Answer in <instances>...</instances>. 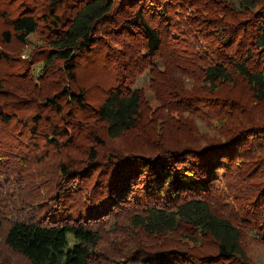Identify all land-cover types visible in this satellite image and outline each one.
Returning a JSON list of instances; mask_svg holds the SVG:
<instances>
[{"label":"trees","instance_id":"trees-1","mask_svg":"<svg viewBox=\"0 0 264 264\" xmlns=\"http://www.w3.org/2000/svg\"><path fill=\"white\" fill-rule=\"evenodd\" d=\"M168 1L0 0V66L10 63L3 44L25 43L39 32L44 45L36 51L40 58L32 54L31 61L38 58L43 75L37 82L26 70L8 75L29 96L40 88L54 90L38 98L43 114L37 109L21 118L7 111L16 95L14 86L6 82L11 77L0 78V134L5 135L0 137L4 141L0 166H10L7 161L13 159L11 147L16 145L26 152L24 163L36 164L44 158L37 151L55 147L59 158L47 175L59 184H70L73 196L61 208L54 195L51 205L45 200L28 218L7 227L4 244L30 264H259L246 248L248 242L264 246V0H221L215 9L207 5L209 0L193 2L207 14L201 15L204 29H194L198 39L191 44L196 63L188 77L195 86L186 92L182 85L177 92L173 87L168 102L175 104L174 111L209 127L197 131L202 126L193 121L169 120L181 129L199 132L196 141L160 145L154 154L146 153L150 149L131 155L108 151L102 158L97 151L137 127L144 98L140 90L131 88L134 71L125 67L121 52H99L96 65L113 83L103 89L94 82L93 87L101 88L100 95L92 91L98 100L95 105L88 96L92 86L77 82L79 66L101 44L99 26L107 19L117 22L124 17L127 5L132 10L139 4L145 10L138 7L121 26L129 33L138 29L145 59L157 57L166 38L150 21L168 20ZM215 12L226 18L233 14L238 25L222 20L213 27L208 16ZM163 66L164 75L166 63ZM238 84L245 90L235 93L232 88ZM186 93L191 97H184ZM44 112L46 128L40 129ZM81 114L98 121L102 132L83 122ZM13 118L17 135L4 129ZM81 132L91 145L77 159L67 147L75 145L74 136ZM43 150L41 154L49 153ZM9 175L0 178L3 193ZM208 243L212 252L202 253Z\"/></svg>","mask_w":264,"mask_h":264},{"label":"rangeland","instance_id":"rangeland-1","mask_svg":"<svg viewBox=\"0 0 264 264\" xmlns=\"http://www.w3.org/2000/svg\"><path fill=\"white\" fill-rule=\"evenodd\" d=\"M37 1L40 3L44 0ZM195 1L201 2L202 0H192V2H187L189 4L185 3V0H169L166 3L168 9L166 17H168V20L165 18H158L150 21L155 27L157 26L159 33L162 34V36L164 34L166 38L163 49H161L157 57L151 58V60L144 58V45L136 37L138 29L136 28L134 33H129L121 26V23L123 24L126 20L133 17V14L135 10H138V7L141 10H145V8H142L139 4H136L132 10H130V6L127 5V12H124V17L117 20V22H114L113 19H107V21L97 29V35L102 42L100 45L98 44L93 47V49L96 48V53L93 52V57L87 56L83 58L82 65L79 66L77 82L92 86L89 88L88 96L90 97L92 104L95 105V103H98L97 96L95 95H100L101 88L96 89L93 87L94 82L102 84L101 87L104 89L109 87V85L113 83V80L110 81L106 78L107 73L103 72L104 70H102V66L99 67V65H96V62H99L101 59L100 54L108 51L121 52L124 55V59L126 56L125 67L134 71L129 79L131 82L130 86L132 89L140 90L145 103V108H142V114L136 124L137 127L124 133L118 138L110 139L105 145L97 147L100 157L103 158V155L108 151H111L109 154L112 152H121L122 154L131 155L130 153L139 154V152L150 149L146 153L154 154L160 145L163 147H175L196 141L200 134L199 132L198 134L196 133V135L191 132L192 129L190 131L186 129L187 127L181 129L179 125L176 126L169 121L171 118H173V120L175 119V122L179 121L187 124L193 121V125L199 127L202 126L200 129L196 127L195 130L197 131L200 130L205 132L206 129L208 130L209 127L207 125H202V123L197 119L195 120L193 116L186 114L185 112L178 113L177 111H174L172 108L175 104H170L168 102V90L173 89V87L176 88L173 89L174 91L181 90L178 86L182 85L185 89L184 92H186L187 89H191L195 86L194 79L188 77V70L191 67H194L196 63L195 61L193 62L195 57L192 58L196 51L191 53V50L194 49L191 47V44L193 43L194 38L198 39V36H195L194 34V29L196 27L199 30L204 29V22L201 20V15L203 14L204 17H207L203 8L196 7L193 3ZM220 1L221 0H209L207 5H210L215 9L214 7L222 4ZM241 14L244 16L246 15L242 12ZM232 16L231 18H226L215 12L213 14L209 13L208 19H213V27L217 26L222 20H227L231 25H238L239 21L237 20L236 23H234L235 21L232 19ZM240 17L243 16L240 15ZM234 18L236 19L237 17L234 16ZM209 23L210 22L207 21V24ZM108 27L114 28L111 32L107 31L112 35L106 34L107 32L105 29ZM41 37L42 35L39 32H35V34H31L26 38L25 43L19 44L12 41L2 45L10 63L0 66V70L4 68L2 72L0 71V78L3 80L11 77V79H8L6 82H9L14 86L11 87V90L16 94L11 105L7 109L8 114L10 111H14L17 114V117L23 118L31 114L33 110L37 109H40L43 114V105H39V102L42 100L39 99L54 91L51 88H49V90L40 88L35 95L29 96L26 90L23 91L18 85H16V83H18L16 82L17 79L8 75L13 74L9 72L22 73L23 70H26V72L30 73L32 82L38 81L43 75L42 65L40 64L41 62L37 60L40 56L36 55V51L44 45V41H42ZM179 45H181V47L177 51H174V47H179ZM181 49L185 51H182ZM186 51L190 52L185 53ZM32 54L38 57L33 62L31 61L33 60ZM171 60L176 61V63L174 64V61L172 62ZM165 63L167 70L163 75L165 69L163 65ZM111 69L109 74L112 73ZM117 69L119 68L116 67L115 70ZM156 76L160 77L158 81H154ZM105 78L109 80V82L106 81ZM159 82L160 84L157 87L156 83ZM3 85L8 87L5 83H3ZM232 90H234L235 93H238L241 90H245V87L244 85L242 87L238 84L235 88H232ZM92 91L96 92L95 95L92 94ZM187 96L191 97L189 93H186L184 97ZM205 96L206 95H203V97ZM221 97L223 96L221 95ZM202 100H204V98H202ZM198 104L200 103L198 102ZM200 108L203 110L202 107ZM156 109H158V111ZM215 112H212L213 116L215 115ZM46 115V113L43 115V119H41L38 124L40 129L46 128L44 121ZM78 116L83 119V122L98 126V132H102L101 128H99L101 127L100 123L96 120L94 121V118L91 115L81 114ZM4 129L12 134L17 135L20 133L15 118H13L11 123ZM3 136L5 135L0 134V137ZM157 139H159V142ZM73 141H75V145H69L67 149L69 150L70 155L74 158L82 159V157H84L83 153L85 148L91 145V141L84 132H81V134L77 133L74 136ZM146 141L150 144L149 146L147 145V149H145ZM42 147L43 146L41 145L39 149ZM21 148L23 147H20V145L11 147L13 152L10 151L13 159L7 161L10 163V166H0V178L7 173L10 174V177L3 182L4 186L7 188L6 193H3V190L0 188V264H30L28 260L15 251H11L7 245L4 244V236L8 226L15 221L28 218L31 215V210L39 209L40 205L45 200L51 205L52 200H54V195L56 199H60L59 207L61 208L66 207L70 201H73V196H71L68 189L70 184L68 186H65L66 184H64V182L59 184L58 182H60V180L57 181L52 176L50 177L47 175L51 172L49 168L51 166L53 167L59 158L57 149L49 145L44 146V148L49 149L47 150L49 153L41 154L42 151H44V148L41 152L37 151L39 156L44 158L42 162L36 164L27 161L24 163L23 159L26 152ZM36 149H38V147ZM17 169L19 170L17 171ZM47 177L50 178L47 179ZM47 180L48 182L46 183L45 181ZM59 195L60 197H58ZM246 249L256 263L264 264V246L257 243L250 245V242H248ZM201 250L202 253H204L203 250L212 252L209 243Z\"/></svg>","mask_w":264,"mask_h":264}]
</instances>
